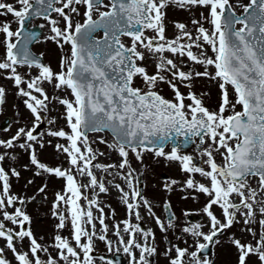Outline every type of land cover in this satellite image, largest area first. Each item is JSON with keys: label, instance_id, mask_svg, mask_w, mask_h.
Returning a JSON list of instances; mask_svg holds the SVG:
<instances>
[{"label": "snow or ice", "instance_id": "snow-or-ice-1", "mask_svg": "<svg viewBox=\"0 0 264 264\" xmlns=\"http://www.w3.org/2000/svg\"><path fill=\"white\" fill-rule=\"evenodd\" d=\"M237 3L239 13L229 0H0V15L12 17L0 21V76L12 81L31 115L10 137L0 139L8 150H0V264H95L90 255L94 237L106 241L109 251L114 243L106 235L109 225L100 200V194L113 189L126 216L137 221L122 220L126 237L119 222L113 226L118 244L129 264H152L148 257L157 253L155 233L141 227V208L161 232L177 225L174 214L165 224L140 190L141 173L131 158L143 169L146 152L176 162L186 174L182 182L164 178L162 189L171 192L179 184L181 190H194L193 199L196 193L205 197L200 208L182 215L202 213L208 230L200 223L185 224L180 229L184 246L165 236L163 255L169 264H214L198 253L220 243L221 234L236 250L235 264H264V0ZM172 5L201 9L199 19L192 18L194 30L173 20L174 34L166 35V10ZM35 18L42 20L38 27L46 34L31 30ZM40 39L58 46V70L43 62V52L35 54L29 47ZM200 79L216 85L214 107L204 102L207 90H195ZM45 84L52 87L51 96ZM162 84L172 98L162 94ZM5 95L0 85V103ZM54 104L63 110L47 119ZM58 118L64 126H53ZM42 120L49 124L47 135L57 138L55 144L37 130ZM190 142L192 152L183 147ZM46 144L63 155L66 166L42 161ZM98 145L119 159L99 162L108 153ZM15 147L28 156L19 167L64 181L51 204L58 222L49 241L30 227L26 202L33 197L12 191V178L20 177ZM46 187L42 184L37 192L45 193ZM162 204L171 208L168 199ZM109 214L114 218L115 210ZM236 225L244 238L229 231ZM66 226L68 235L62 232Z\"/></svg>", "mask_w": 264, "mask_h": 264}, {"label": "flooded vegetation", "instance_id": "flooded-vegetation-1", "mask_svg": "<svg viewBox=\"0 0 264 264\" xmlns=\"http://www.w3.org/2000/svg\"><path fill=\"white\" fill-rule=\"evenodd\" d=\"M8 2H12V0H8ZM176 10L178 13L181 12V16H184L187 21H191L193 17L199 19V14L201 11V9L195 6L191 8L179 7L176 8ZM0 12H3V10H0ZM53 15L55 14L53 13ZM10 19H12L10 14L0 15V21ZM41 22L42 20L40 18H35L32 21L33 27L31 28V30L38 33L43 31L46 34V29L42 30L38 27ZM205 25L206 27L208 26L207 24ZM12 26L14 28L16 25L13 24ZM29 47L35 54L43 52V62L49 63L54 69L58 70V62L61 53L58 46L54 42L44 41L40 39L30 42ZM25 70L26 67L21 69V71ZM32 71L35 72L36 69L33 68ZM148 71L151 73V70L148 69ZM198 82V85L195 86V90L197 92L207 90V92L210 93V95L204 97L205 104H214L216 100H218V89L216 85L214 83H209L207 79H200ZM0 85L6 88L5 99L2 103H0V139H6L14 133L17 127L28 123V121L31 120V115L29 110L23 104L24 97L16 95V89L10 79L0 76ZM44 86L46 89H50L53 91L50 85L45 84ZM181 91H186V89L181 86ZM161 92L168 98H172L173 96V93L167 86V84H162ZM51 106L52 105H50V110ZM49 115L50 113L45 114L47 119L51 118V116ZM48 127L49 124L47 123V121L42 120L41 124L38 125L37 130L45 133L44 137L54 140V137H50L47 135L46 130ZM0 150L8 151L7 149H3V146H0ZM13 151L17 157V161L14 166L19 167L20 165L28 163V156L24 152V150L20 149L19 147H15ZM53 163L54 162H51V165H53ZM19 170V179L12 178V191L20 195L33 197L31 201L26 202L27 212L31 216L30 227L37 237H43L44 241H49L51 235L56 231L54 226L58 222L57 218L51 215V204L54 199L55 192L62 188L60 186L61 183L59 182V180H51L54 178L51 174L34 175V171L31 167L29 169H23L22 167H19ZM29 180H31L32 182L28 183ZM42 184L47 185L45 193L43 194L37 192V189ZM96 211L97 210H93L94 216L98 214ZM104 212L106 211L104 210ZM105 214L106 218H113L109 213ZM194 214L198 218L194 223L202 224L203 230L207 231L208 226L205 223V216L197 212H194ZM95 223L97 225V231H99V222L95 221ZM239 226L240 225H236L235 227L230 228L229 231H236ZM111 228L112 227H109V230ZM69 231L70 228L67 226L62 230L64 235H68ZM106 235L114 242L112 245V251L108 250L106 241L99 240L98 236L94 237V248L90 255L93 256L95 264H108L109 259H113L114 264H116V261H118V264H129L130 258L126 253L123 252L122 247H120V245L118 244V238L115 236L114 231L110 230L106 233ZM219 238L221 241L220 243L211 244L210 248L206 252L198 253V255L207 256L209 259L213 260L214 264H235L236 250L232 249V245L227 240L226 234H221ZM25 243H27V241H25ZM188 244L189 246H191L192 240L188 241ZM3 245L4 241L2 238H0V246ZM179 246L182 245L180 244ZM117 249H119V251H117ZM134 253L137 254L136 249H134ZM162 253L163 250H157V253L152 254L148 258L151 260L152 264H169L167 257H165L163 259L165 261L162 262L160 261V259L157 260L159 262L154 261L156 257H153V255H161ZM40 255L42 258L44 257L43 253H41ZM8 256L11 257L10 252L8 253ZM101 257H104V259H101Z\"/></svg>", "mask_w": 264, "mask_h": 264}, {"label": "rangeland", "instance_id": "rangeland-1", "mask_svg": "<svg viewBox=\"0 0 264 264\" xmlns=\"http://www.w3.org/2000/svg\"><path fill=\"white\" fill-rule=\"evenodd\" d=\"M229 2L234 6L237 13L242 11V8L239 7L237 0H229ZM247 2L248 0H242V3H247ZM171 7H174V6H170V8ZM170 8H169V11H170L169 13L166 10V16H167L166 35L171 37L174 34L175 29H174L173 24L171 23L173 20L184 22L187 25L189 30H194L195 25L187 21L184 16H181L182 14L181 12L178 13L176 10V12L172 13V10H170ZM146 63L148 62L146 61ZM148 69L151 70V72L154 71V67L151 64H149ZM198 83L199 82H197L195 86H197ZM46 90L48 91L50 96L53 94L52 90L50 89H46ZM57 94L62 95L63 93H59L57 90ZM216 103H217V100L214 104H206V105L211 108V107H214ZM61 111H62V107L58 104H54V106H51L49 116H51L52 114L58 115ZM55 125L56 127L64 126L63 118H58ZM44 139L48 140L50 138L44 137ZM52 141H53V144H55L57 140L56 141L52 140ZM98 147L101 150H103L105 153H108V155L98 157L99 162L112 163L113 161H116L119 159L118 155L114 152H110L105 145H98ZM166 150H168V148H166ZM192 150L193 148H190L187 151L192 152ZM40 158L42 159V161L47 162L48 164L51 162H54L55 165L63 163L66 166V163H67L64 160L63 155L58 154L52 146H49L47 144L45 145L44 149L40 150ZM95 162L96 161H94V163ZM131 162H132V166L138 169L141 173L140 179L143 180L145 184V196L151 200V202L154 205V211L156 212L157 215L161 216V218L163 216L162 201L164 199H168L170 201L173 210L175 209L177 214L181 213L180 211L181 209L179 207H186L188 209L199 208L198 203H200V201H198V199H194L192 202H186V203L179 201V198L182 194L181 191L183 192V190H181V188L179 187V184L173 185L172 186L173 190L171 192H168L162 189L161 185L162 183L165 182L164 178H173L180 182H182L186 178V174L181 172L176 162L166 161L164 158L153 159V154L150 152H146L143 154V164L145 165L143 169L140 168V162H137L134 158H131ZM95 171L97 172V175H100V170H95ZM113 175L115 176V173H113ZM104 177H105V181H107V179L110 178L107 176V173L104 174ZM195 178L200 179L198 174L195 175ZM116 179L120 180L118 176H116ZM189 191L193 192L192 189H189ZM100 200L106 212L109 211L110 209L115 210V217L112 219L105 218V222L108 225H111L112 227L119 222L122 235H124L125 233L124 231H122L123 230V225H122L123 219L128 218L131 223L137 222L134 216H131V217L126 216L125 207L122 204L119 195L114 189L112 190V193L110 191L109 193L100 194ZM93 210H95V208ZM140 211H141V220H140L141 227L153 229L155 233L157 250L164 251L167 249L168 243L167 241L164 242L165 236H167L168 241H171L172 243H176L179 245L181 244L184 246L183 241L185 237H182L180 240L176 239L178 235H181V232H180L181 227L187 224L186 222L182 221L179 218V216H177V220L174 222V224L177 225L175 229H169L167 232H161L159 227L155 224L154 219L151 217V215L148 214L146 210L143 208H141ZM178 211H180V213ZM110 230H113V229H110ZM239 235L241 236V238L245 237V234L241 233L240 231H239ZM137 236L139 238V234H137ZM153 257H156V259L154 260L155 262H159L157 261L158 259H160L161 262L165 261L163 260L165 258L163 253L161 255H153Z\"/></svg>", "mask_w": 264, "mask_h": 264}, {"label": "water", "instance_id": "water-1", "mask_svg": "<svg viewBox=\"0 0 264 264\" xmlns=\"http://www.w3.org/2000/svg\"><path fill=\"white\" fill-rule=\"evenodd\" d=\"M190 143H191V142H190ZM190 143H189V144H187V145H184L183 147H184V148L188 147V146L190 145Z\"/></svg>", "mask_w": 264, "mask_h": 264}]
</instances>
